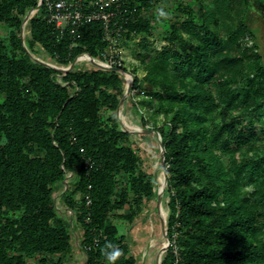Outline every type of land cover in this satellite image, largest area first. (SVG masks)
I'll return each mask as SVG.
<instances>
[{
    "label": "trees",
    "instance_id": "obj_1",
    "mask_svg": "<svg viewBox=\"0 0 264 264\" xmlns=\"http://www.w3.org/2000/svg\"><path fill=\"white\" fill-rule=\"evenodd\" d=\"M127 1L134 10L127 37L150 35L160 0ZM192 1H176L171 12L180 16L161 24L179 50H163L133 80L157 101L152 118L163 117L155 128L169 209L161 264H264V64L246 24L249 2ZM35 7L36 0H0L7 31L0 38V264L70 262L71 227L53 197L67 173L61 197L81 230L84 264H106L108 243L121 250L115 264H136L114 221L131 222L154 197L155 182L130 134L105 115L118 107L121 80L114 71H87L67 72L66 85L57 83L58 72L35 62L19 36ZM234 16L241 20L226 32L234 41L228 49L219 31ZM177 26L193 37L185 40ZM29 35L30 47L40 45L60 65L103 48L97 22L80 28L72 49L40 17L29 21ZM252 115L262 127H244Z\"/></svg>",
    "mask_w": 264,
    "mask_h": 264
},
{
    "label": "rangeland",
    "instance_id": "obj_2",
    "mask_svg": "<svg viewBox=\"0 0 264 264\" xmlns=\"http://www.w3.org/2000/svg\"><path fill=\"white\" fill-rule=\"evenodd\" d=\"M176 1L183 3H192V0H160L155 9L156 18L153 20L155 30L150 35L128 36L121 44V52L123 58L124 72H122L121 87L117 92L119 101H123L119 110L114 112L105 111L106 116H115L120 123V129L129 132V144L136 150L142 170L151 175L155 182L154 197L150 201L143 200L140 205V211L131 222L118 225L119 233L124 235L129 244L131 255L135 258L136 264H161L167 250H163L162 243L169 244L164 236L167 231L168 195L167 189L164 187L165 177L163 172L162 152L160 149L159 135L155 128L159 126L163 120L162 115H156L152 118L154 108L157 101L151 95L146 83H143L144 91L134 89V93L126 95L125 74L132 79L134 75L140 80L144 77L146 69L150 63L163 50L178 51L177 43L171 47L164 32L162 23L164 21L173 23L176 15L171 12L172 5ZM216 0H213V3ZM249 9L245 13L246 24L254 31L256 35V44L262 61L264 64V0H248ZM170 13V15L161 16L160 13ZM243 16V14L241 15ZM241 18V17H240ZM240 18L234 16L233 22L224 24L219 31L221 40L225 43V48L233 49L234 41L230 40L226 35L227 31H235L238 28ZM28 22L23 27L24 47L29 52L33 60L50 63L57 68H65L66 66L58 65L39 45L29 46V35L27 30ZM181 36L187 40L193 37L192 33L177 26ZM7 31L5 27L0 29V38H5ZM245 41L250 45V37L246 36ZM82 65L73 68V72H78ZM169 73H174L171 69L166 68ZM151 101V103H150ZM144 120V123L142 122ZM252 124L258 128L262 127V121L256 118V115L246 117L243 121L245 128ZM150 130L151 132H146ZM65 190L59 187L53 194L55 205L58 213L63 217L71 227V260L68 264H83L85 262V253L79 247L81 240V230L74 223L73 215L66 209L61 194ZM160 192V193H159ZM159 193V195H158ZM77 198V197H76ZM123 212L117 213L122 216ZM168 238V237H167Z\"/></svg>",
    "mask_w": 264,
    "mask_h": 264
},
{
    "label": "built area",
    "instance_id": "obj_3",
    "mask_svg": "<svg viewBox=\"0 0 264 264\" xmlns=\"http://www.w3.org/2000/svg\"><path fill=\"white\" fill-rule=\"evenodd\" d=\"M34 17L42 18L52 27L57 41L68 37L71 41L70 49L79 46L80 28L86 24L97 22L99 24L103 48L98 51L96 57H92L87 53L78 55L73 60L74 67L77 65L84 66V68L81 67V69L76 70L78 72L114 71L122 83L120 75L124 72V66L121 44L127 38L126 25L134 19V10L130 8L127 0H36V7L30 9L23 16L20 26L19 36L23 46V27L27 22L29 24V21ZM24 18H27L26 22H23ZM27 33L29 35V28ZM41 49L43 48L41 47ZM53 60L56 62L55 59ZM34 61L45 63L39 60ZM45 64L58 72L55 76L57 83L66 85L62 82L64 74L59 70L69 69L71 63L62 65L66 66L65 68H57L50 63ZM56 64L58 63L56 62ZM72 70L70 72H73ZM127 76L129 75L125 74V78ZM133 80L134 78L130 77V82L126 83V89L130 86L128 95L134 93ZM71 178L72 174L67 173L64 181L65 189V184ZM86 204H89L88 197L86 198Z\"/></svg>",
    "mask_w": 264,
    "mask_h": 264
},
{
    "label": "clouds",
    "instance_id": "obj_4",
    "mask_svg": "<svg viewBox=\"0 0 264 264\" xmlns=\"http://www.w3.org/2000/svg\"><path fill=\"white\" fill-rule=\"evenodd\" d=\"M160 15L166 16L170 15V13L161 12ZM3 142H6V140ZM102 251L105 257L106 264H115L117 259L121 256V250L111 243H108Z\"/></svg>",
    "mask_w": 264,
    "mask_h": 264
},
{
    "label": "water",
    "instance_id": "obj_5",
    "mask_svg": "<svg viewBox=\"0 0 264 264\" xmlns=\"http://www.w3.org/2000/svg\"><path fill=\"white\" fill-rule=\"evenodd\" d=\"M26 21H27V18H24V21H23V22H26ZM40 64H42V65H44V66H46V67H49V65H47V64H45V63H40ZM73 67H74V62L71 63L69 69H67V70H59V71L65 75L67 72H70V71L73 69ZM129 90H130V86H128L127 89H126V91H125V94H126V95H128ZM122 102H123V101H119V104H118V107H117V111L119 110V108H120ZM146 132L149 133V132H151V131H150V130H146ZM128 133H129V132H128ZM159 140H160V137H159ZM160 149H161V152H162V162H163V161H164V159H163V154H164V152H163V147H162V145H161V140H160ZM163 172H164V163H163ZM164 177H165L164 187H166V176H165V172H164ZM159 193H160V192H159ZM159 193H158V195H159ZM164 236H165L166 240L168 241V238H167V236H166V232H165V231H164ZM168 246H169V244H166L165 247L163 248V250H167Z\"/></svg>",
    "mask_w": 264,
    "mask_h": 264
},
{
    "label": "bare ground",
    "instance_id": "obj_6",
    "mask_svg": "<svg viewBox=\"0 0 264 264\" xmlns=\"http://www.w3.org/2000/svg\"><path fill=\"white\" fill-rule=\"evenodd\" d=\"M125 82H126V83H129V82H130V77H129V76H127V77L125 78ZM162 247H163V248L165 247V244H164V243H162Z\"/></svg>",
    "mask_w": 264,
    "mask_h": 264
},
{
    "label": "crops",
    "instance_id": "obj_7",
    "mask_svg": "<svg viewBox=\"0 0 264 264\" xmlns=\"http://www.w3.org/2000/svg\"><path fill=\"white\" fill-rule=\"evenodd\" d=\"M132 147V146H131ZM133 148V147H132ZM134 149V148H133ZM135 150V149H134ZM136 151V150H135ZM144 171V170H143Z\"/></svg>",
    "mask_w": 264,
    "mask_h": 264
}]
</instances>
